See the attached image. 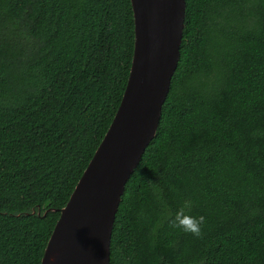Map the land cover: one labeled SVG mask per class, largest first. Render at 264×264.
I'll return each mask as SVG.
<instances>
[{
	"label": "trees",
	"instance_id": "16d2710c",
	"mask_svg": "<svg viewBox=\"0 0 264 264\" xmlns=\"http://www.w3.org/2000/svg\"><path fill=\"white\" fill-rule=\"evenodd\" d=\"M130 0H0V264H39L121 99ZM193 201L194 237L164 222ZM109 264H264V0H185L153 137L125 182Z\"/></svg>",
	"mask_w": 264,
	"mask_h": 264
},
{
	"label": "water",
	"instance_id": "95a60500",
	"mask_svg": "<svg viewBox=\"0 0 264 264\" xmlns=\"http://www.w3.org/2000/svg\"><path fill=\"white\" fill-rule=\"evenodd\" d=\"M133 50L114 115L76 181L39 264H109L114 215L153 137L179 57L185 0H130Z\"/></svg>",
	"mask_w": 264,
	"mask_h": 264
},
{
	"label": "clouds",
	"instance_id": "9594fccd",
	"mask_svg": "<svg viewBox=\"0 0 264 264\" xmlns=\"http://www.w3.org/2000/svg\"><path fill=\"white\" fill-rule=\"evenodd\" d=\"M155 199L160 203V217L172 228L179 229L181 232L190 234L194 237L202 235V226L206 223L203 215H193V201L190 198L182 199L175 211H172L168 204L163 200L162 190L158 183L148 181Z\"/></svg>",
	"mask_w": 264,
	"mask_h": 264
}]
</instances>
